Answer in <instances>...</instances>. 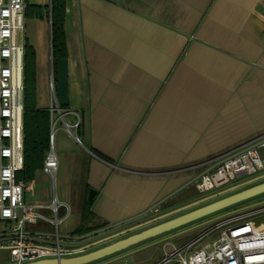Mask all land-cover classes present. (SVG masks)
<instances>
[{
    "label": "crops",
    "instance_id": "crops-1",
    "mask_svg": "<svg viewBox=\"0 0 264 264\" xmlns=\"http://www.w3.org/2000/svg\"><path fill=\"white\" fill-rule=\"evenodd\" d=\"M66 33L65 121L80 127L51 126L62 198L43 169L26 200L67 203L74 229L91 190L98 221L115 225L182 188L190 171L264 138V0H67ZM26 40L37 53L38 108L50 110V19H26ZM146 250L116 263L151 264L157 250Z\"/></svg>",
    "mask_w": 264,
    "mask_h": 264
},
{
    "label": "built area",
    "instance_id": "built-area-1",
    "mask_svg": "<svg viewBox=\"0 0 264 264\" xmlns=\"http://www.w3.org/2000/svg\"><path fill=\"white\" fill-rule=\"evenodd\" d=\"M26 7V0H0V222L8 225L2 247L9 252L10 264L70 258L85 246V242L62 234L61 227L71 216L67 203L56 198L49 205L28 203L26 193L32 191V183L16 180L24 167ZM50 91L53 129L62 121L68 132H76L80 122L65 121L68 113L58 101L54 79ZM76 140L80 143L79 138ZM250 145L210 162L211 166L225 160L195 183L199 194L219 191L250 178H255L250 182L263 181L264 142L238 154ZM57 170L53 131L44 171L55 182ZM156 250L158 256L151 264H264V206L221 219L188 241H161Z\"/></svg>",
    "mask_w": 264,
    "mask_h": 264
},
{
    "label": "trees",
    "instance_id": "trees-1",
    "mask_svg": "<svg viewBox=\"0 0 264 264\" xmlns=\"http://www.w3.org/2000/svg\"><path fill=\"white\" fill-rule=\"evenodd\" d=\"M25 18H35L39 20H44L46 18L50 19L52 35V57L54 73L56 76L58 62L60 60H66L68 58L66 33L67 0H51L50 6L32 5L27 2ZM24 87V167L22 171H19L17 173L16 180L17 182L32 183L35 180L36 173L39 170L44 169L47 155L51 149L52 121L50 110L39 109L37 105V53L35 47L28 40L25 41L24 46ZM67 108L68 107H66V109ZM254 179L255 178H250L246 181L231 185L230 187H240L241 185L248 183ZM230 187H226L222 190L229 189ZM222 190L202 195L199 194V192L193 186L187 189L182 199H172L167 203L161 205L159 208L161 211L167 210L176 205L181 206L184 204L192 203L194 201L203 199L205 196H215ZM93 204L94 200L89 201L88 198L85 199L81 211L80 224L71 232L69 236L71 239L79 238L100 229L112 226L107 222L98 221L97 216L92 211ZM262 206H264V204H258L254 206L251 205L239 210L237 209L236 211L220 216L213 221L194 226L189 230H184L183 228H181L183 230L174 234L173 238L177 239L180 242L188 241L194 238L208 225L216 223L217 221L227 218L231 215L242 214ZM232 208H229L227 210H230ZM142 219L125 224L123 226L115 227L112 231H109V233H120L135 226Z\"/></svg>",
    "mask_w": 264,
    "mask_h": 264
},
{
    "label": "water",
    "instance_id": "water-1",
    "mask_svg": "<svg viewBox=\"0 0 264 264\" xmlns=\"http://www.w3.org/2000/svg\"><path fill=\"white\" fill-rule=\"evenodd\" d=\"M56 81L58 101L63 108H66L69 106V73L67 59L60 60L58 62ZM263 142L264 139H262L258 143L250 145L238 154H242L248 150L257 148ZM224 162V159L215 162L210 167L201 172L197 177L191 179L182 188L168 196L161 203L146 211L145 213L137 217L131 218L127 221L109 226L104 229H100L88 235L75 238L78 241L85 242V246L80 249L78 253L87 252L88 250L94 249L102 244L115 241L112 244L101 249L93 250L92 252L79 257L48 259L29 264H93L107 257L117 255L132 247L159 238L168 233L174 232L188 225L201 221L207 217L215 215L219 212L250 201L261 195H264L263 178V181L261 180V182H259L260 180H255L243 187L240 186L232 188L227 192H223L215 196H205L201 200L194 201L192 203L184 204L181 206L176 205L167 210H161L159 212L154 213V211L161 205L175 198L179 193H181L185 189L195 185V183L202 176L219 167ZM95 196L96 192L94 190H91L88 196V200L93 201ZM139 219L142 220L139 221L135 226L127 230L116 234L109 233V231H112L115 227L123 226ZM67 238L71 239L70 237Z\"/></svg>",
    "mask_w": 264,
    "mask_h": 264
},
{
    "label": "rangeland",
    "instance_id": "rangeland-1",
    "mask_svg": "<svg viewBox=\"0 0 264 264\" xmlns=\"http://www.w3.org/2000/svg\"><path fill=\"white\" fill-rule=\"evenodd\" d=\"M52 72H53V77L52 79H54L55 83H56V86H57V81H56V78L57 77V74L55 76L54 74V65L52 66ZM66 110V108H64ZM61 124V123H60ZM60 124H58L60 126ZM56 126V130L58 131V128L59 126ZM203 170H205L204 168H201V169H197V170H194V171H190V175H191V179L195 178L198 176V174L200 172H202ZM60 177H59V174H57V177H56V186H55V193L57 194L58 198H62V187L60 186ZM39 185H40V182H39ZM37 186L36 190L31 193V196H35L36 195H39L40 193L42 194L43 191L42 189H40V186ZM46 192L48 193V202H51L53 200V197H54V187H53V184H52V181H50L49 185L46 186ZM222 198V197H221ZM258 204H264V195H261L259 197H256L250 201H247L246 203H242L238 206H235L234 208L230 209V210H226V211H223V212H220L218 214H215V215H212L210 217H207L199 222H197V224H191V225H188L186 226L185 228H183L184 230H189L190 228L194 227V226H197V225H202V224H205L207 222H210V221H213L215 219H217L218 217L220 216H223V215H226V214H229L233 211H236L237 209H242L244 207H247V206H254V205H258ZM76 224V217H73V216H70L66 221L65 223L63 224V226L61 227V231L64 232H72L74 230V226ZM183 229H179V230H176L174 232H171V233H168L164 236H161L159 238H156V239H153V240H150V241H147L145 243H142L140 245H137L135 247H132L124 252H121L122 254L131 250V249H134V248H138V247H142L144 245H147L148 249L149 250H146L147 253L151 252V249L154 248L156 249L157 246H158V243L161 242V241H165V240H170L174 237V234H176L177 232L183 230ZM8 230V225L5 223V222H0V236L3 235V233H5L6 231ZM64 237H67V235H63ZM113 242L115 241H112V242H109V243H105V244H102L100 246H97L96 248L94 249H91V250H88L87 252H83V253H78V254H75V255H72L70 258L72 257H79V256H82V255H85V254H88L90 252H92L93 250H97V249H101V248H104L110 244H112ZM177 242V241H176ZM119 253V254H121ZM114 255V256H111V257H107L99 262H96V263H93V264H117L116 263V259L118 257V255ZM121 254V255H122ZM146 255V254H145ZM0 264H10V256H9V252L8 250H6L5 248H3L1 245H0Z\"/></svg>",
    "mask_w": 264,
    "mask_h": 264
},
{
    "label": "flooded vegetation",
    "instance_id": "flooded-vegetation-1",
    "mask_svg": "<svg viewBox=\"0 0 264 264\" xmlns=\"http://www.w3.org/2000/svg\"><path fill=\"white\" fill-rule=\"evenodd\" d=\"M203 171H204V170H203ZM203 171H202V172H203ZM200 173H201V172H200ZM200 173H199V174H200ZM199 174H198V175H199ZM193 186L195 187V185H193ZM193 186H192V187H193ZM4 239H5V236H0V245H1V246H2V244H3V240H4ZM94 239H95V238H94Z\"/></svg>",
    "mask_w": 264,
    "mask_h": 264
}]
</instances>
